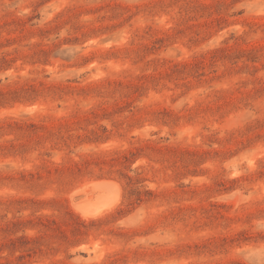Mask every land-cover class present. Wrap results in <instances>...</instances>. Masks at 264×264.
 Returning a JSON list of instances; mask_svg holds the SVG:
<instances>
[{
	"label": "rangeland",
	"instance_id": "obj_1",
	"mask_svg": "<svg viewBox=\"0 0 264 264\" xmlns=\"http://www.w3.org/2000/svg\"><path fill=\"white\" fill-rule=\"evenodd\" d=\"M0 264H264V0H0Z\"/></svg>",
	"mask_w": 264,
	"mask_h": 264
},
{
	"label": "bare ground",
	"instance_id": "obj_2",
	"mask_svg": "<svg viewBox=\"0 0 264 264\" xmlns=\"http://www.w3.org/2000/svg\"><path fill=\"white\" fill-rule=\"evenodd\" d=\"M90 193L98 195H96L95 203H86V205L79 206L80 214L84 217H92L96 214L103 213L105 210L113 209L118 203L121 191L120 188L111 183V181H103L93 184L90 189ZM90 199L91 198L88 200Z\"/></svg>",
	"mask_w": 264,
	"mask_h": 264
}]
</instances>
